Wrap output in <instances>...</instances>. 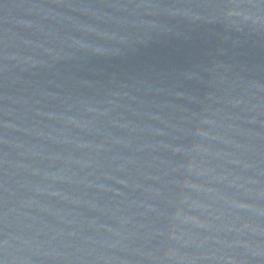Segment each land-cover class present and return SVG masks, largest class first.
<instances>
[{
  "label": "water",
  "instance_id": "95a60500",
  "mask_svg": "<svg viewBox=\"0 0 264 264\" xmlns=\"http://www.w3.org/2000/svg\"><path fill=\"white\" fill-rule=\"evenodd\" d=\"M0 264H264V0H0Z\"/></svg>",
  "mask_w": 264,
  "mask_h": 264
}]
</instances>
